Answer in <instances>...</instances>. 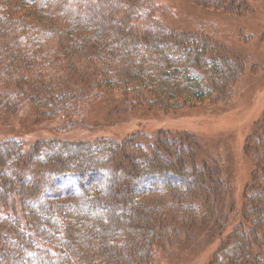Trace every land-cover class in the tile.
I'll list each match as a JSON object with an SVG mask.
<instances>
[{
    "label": "trees",
    "instance_id": "trees-1",
    "mask_svg": "<svg viewBox=\"0 0 264 264\" xmlns=\"http://www.w3.org/2000/svg\"><path fill=\"white\" fill-rule=\"evenodd\" d=\"M178 1L250 10L246 0ZM175 15L156 0H0V118L23 106L68 118L117 98L168 113L209 101L243 61ZM22 143H0V264H155L165 240L221 239L230 226L222 170L199 161L191 133ZM245 152L254 171L241 216L209 264H264V117ZM149 192L167 193V207L142 201Z\"/></svg>",
    "mask_w": 264,
    "mask_h": 264
},
{
    "label": "rangeland",
    "instance_id": "rangeland-1",
    "mask_svg": "<svg viewBox=\"0 0 264 264\" xmlns=\"http://www.w3.org/2000/svg\"><path fill=\"white\" fill-rule=\"evenodd\" d=\"M248 12L230 15L195 10L178 0H156L172 9L179 22L196 28L203 25L214 39L231 49L243 61L242 72L228 88L205 102L177 113L161 110H132L122 98L103 100L80 115L65 113L43 120L41 112L23 106L15 114L0 118V143L15 139L26 150L41 139L92 141L121 139L138 131L191 133L199 141V161L219 165L227 186L225 202L234 204L223 237L182 235L164 241L156 251L155 264H209L222 240L240 219L244 192L252 181L253 160L245 145L251 132L264 117V0H246ZM40 111V110H39ZM39 114V115H38ZM25 144V145H24ZM61 186L59 185L58 188ZM142 201L167 207V193H146ZM182 213V212H181ZM172 214L167 213V218Z\"/></svg>",
    "mask_w": 264,
    "mask_h": 264
}]
</instances>
